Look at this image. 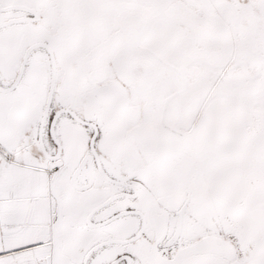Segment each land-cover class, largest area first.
I'll list each match as a JSON object with an SVG mask.
<instances>
[{
  "label": "snow or ice",
  "instance_id": "obj_1",
  "mask_svg": "<svg viewBox=\"0 0 264 264\" xmlns=\"http://www.w3.org/2000/svg\"><path fill=\"white\" fill-rule=\"evenodd\" d=\"M0 264H264V0H0Z\"/></svg>",
  "mask_w": 264,
  "mask_h": 264
}]
</instances>
